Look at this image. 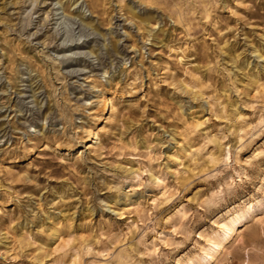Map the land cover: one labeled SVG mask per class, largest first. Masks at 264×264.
<instances>
[{"label": "rangeland", "instance_id": "obj_1", "mask_svg": "<svg viewBox=\"0 0 264 264\" xmlns=\"http://www.w3.org/2000/svg\"><path fill=\"white\" fill-rule=\"evenodd\" d=\"M0 264H264V0H0Z\"/></svg>", "mask_w": 264, "mask_h": 264}, {"label": "bare ground", "instance_id": "obj_2", "mask_svg": "<svg viewBox=\"0 0 264 264\" xmlns=\"http://www.w3.org/2000/svg\"><path fill=\"white\" fill-rule=\"evenodd\" d=\"M237 219H238V218H237ZM240 221H241V220H240ZM237 224H239V221H238ZM231 225H232V224H231ZM219 226H220V225H219ZM229 226H230V225H229ZM225 227H226V226H225ZM233 227H234V225H233ZM226 230H227V229H226ZM226 230L224 231V234H225L224 237L228 236V235H229V232H230L229 230H228L229 232H227ZM228 238H229V237H228ZM206 256H207V255H206Z\"/></svg>", "mask_w": 264, "mask_h": 264}]
</instances>
